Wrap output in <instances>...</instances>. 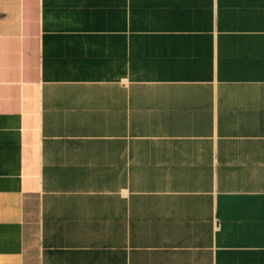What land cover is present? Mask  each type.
I'll return each mask as SVG.
<instances>
[{
    "label": "crops",
    "instance_id": "1",
    "mask_svg": "<svg viewBox=\"0 0 264 264\" xmlns=\"http://www.w3.org/2000/svg\"><path fill=\"white\" fill-rule=\"evenodd\" d=\"M0 264H264V0H0Z\"/></svg>",
    "mask_w": 264,
    "mask_h": 264
}]
</instances>
